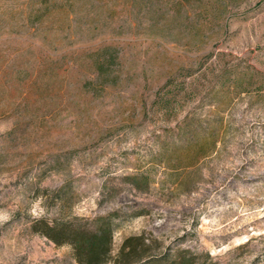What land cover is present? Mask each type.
<instances>
[{
  "label": "rangeland",
  "instance_id": "obj_1",
  "mask_svg": "<svg viewBox=\"0 0 264 264\" xmlns=\"http://www.w3.org/2000/svg\"><path fill=\"white\" fill-rule=\"evenodd\" d=\"M165 2L0 0V264H78L34 223L109 215L113 256L144 234L156 254L264 264V0ZM105 45L122 80L82 92L74 61Z\"/></svg>",
  "mask_w": 264,
  "mask_h": 264
},
{
  "label": "trees",
  "instance_id": "obj_2",
  "mask_svg": "<svg viewBox=\"0 0 264 264\" xmlns=\"http://www.w3.org/2000/svg\"><path fill=\"white\" fill-rule=\"evenodd\" d=\"M163 2L165 7L172 5L171 2ZM193 7V20L181 24L180 32L186 30L191 33V44L195 46L204 41L209 9L198 2ZM175 20L180 21L179 16L175 15ZM74 62L82 92L94 96L103 94L107 86H117L122 80L120 51L113 45H105L95 50H81ZM94 223L90 227L89 223L74 220L51 224L42 219L34 223L33 230L47 236L59 246L71 245L78 264H107L111 260L115 264H196V258L185 250H178L175 254L153 253L152 244L144 234L125 237L117 255L113 256L116 226L112 216L97 218Z\"/></svg>",
  "mask_w": 264,
  "mask_h": 264
}]
</instances>
